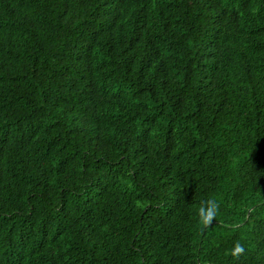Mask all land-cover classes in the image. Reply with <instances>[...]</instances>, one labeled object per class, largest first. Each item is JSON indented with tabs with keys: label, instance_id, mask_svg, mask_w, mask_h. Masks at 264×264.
Returning a JSON list of instances; mask_svg holds the SVG:
<instances>
[{
	"label": "trees",
	"instance_id": "16d2710c",
	"mask_svg": "<svg viewBox=\"0 0 264 264\" xmlns=\"http://www.w3.org/2000/svg\"><path fill=\"white\" fill-rule=\"evenodd\" d=\"M262 201L264 0H0V264H264Z\"/></svg>",
	"mask_w": 264,
	"mask_h": 264
},
{
	"label": "clouds",
	"instance_id": "9594fccd",
	"mask_svg": "<svg viewBox=\"0 0 264 264\" xmlns=\"http://www.w3.org/2000/svg\"><path fill=\"white\" fill-rule=\"evenodd\" d=\"M220 207V203L215 198L201 202L198 209L199 222L205 227H210L219 214ZM245 251L244 244L238 239L234 242L230 255L234 259L239 260Z\"/></svg>",
	"mask_w": 264,
	"mask_h": 264
},
{
	"label": "water",
	"instance_id": "95a60500",
	"mask_svg": "<svg viewBox=\"0 0 264 264\" xmlns=\"http://www.w3.org/2000/svg\"><path fill=\"white\" fill-rule=\"evenodd\" d=\"M263 203H264V201H262V202L256 204L254 207H257L258 205L263 204ZM254 207H253V208H254ZM250 210H251V209H249V211H250Z\"/></svg>",
	"mask_w": 264,
	"mask_h": 264
}]
</instances>
